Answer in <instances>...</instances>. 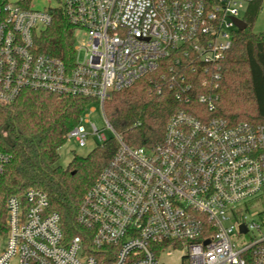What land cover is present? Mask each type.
Wrapping results in <instances>:
<instances>
[{
	"label": "built area",
	"instance_id": "built-area-1",
	"mask_svg": "<svg viewBox=\"0 0 264 264\" xmlns=\"http://www.w3.org/2000/svg\"><path fill=\"white\" fill-rule=\"evenodd\" d=\"M60 11L75 26L72 65L38 43ZM246 13L244 0H0V108L28 89L88 97L104 111L166 59L153 89L185 105L146 146L128 145L105 115L119 146L79 206L87 233L67 236L42 188L10 195L0 264H164L177 249L181 264H264V122L211 115L217 69ZM85 113L66 135L80 146ZM8 160L0 146V172Z\"/></svg>",
	"mask_w": 264,
	"mask_h": 264
},
{
	"label": "trees",
	"instance_id": "trees-1",
	"mask_svg": "<svg viewBox=\"0 0 264 264\" xmlns=\"http://www.w3.org/2000/svg\"><path fill=\"white\" fill-rule=\"evenodd\" d=\"M261 8L262 0L249 1L248 26L236 33L232 49L217 69L219 85L214 91L219 99L211 115L231 123L264 122V31L253 30ZM74 33L69 17L57 12L39 36L40 50L72 65ZM168 61L133 85L114 91L104 103L106 117L128 145L146 146L162 141L172 112L185 107L167 87L161 93L153 89L151 78L158 79L166 71ZM90 103V98L84 96L26 89L12 104L0 108V146L9 156L0 172V238H5L8 229V197L30 187L48 193L51 208L60 213L67 236L87 233L78 218L79 206L113 159L119 143L110 137L87 155L75 154L67 167L56 163L67 133L79 123Z\"/></svg>",
	"mask_w": 264,
	"mask_h": 264
},
{
	"label": "rangeland",
	"instance_id": "rangeland-1",
	"mask_svg": "<svg viewBox=\"0 0 264 264\" xmlns=\"http://www.w3.org/2000/svg\"><path fill=\"white\" fill-rule=\"evenodd\" d=\"M250 0H244L246 8H248ZM52 5L57 6L58 3L54 1ZM253 30L255 32L264 31V0H262V8L257 17L256 22L254 23ZM77 35L81 36L84 39L83 32L77 31ZM85 56V50L81 49L79 51L78 57L79 59H83ZM93 109V111H91ZM86 112V111H85ZM89 122H84L87 131L89 133L87 138V144L85 146H80V144L74 139H69L66 143L59 149L60 158L57 161V165L67 167L71 159L75 154L78 155H87L98 143L96 140V136L93 133V129L91 127V123H94L97 128L103 133L107 138L114 137L115 132L108 126L103 108L99 102H95L92 105H89L87 108L86 114L89 113ZM250 237V233L242 236V242H248ZM5 238H0V251H2L5 247ZM186 254L185 250L177 249L173 250L170 255H163L161 257V261L164 264H181L183 261V256Z\"/></svg>",
	"mask_w": 264,
	"mask_h": 264
},
{
	"label": "water",
	"instance_id": "water-1",
	"mask_svg": "<svg viewBox=\"0 0 264 264\" xmlns=\"http://www.w3.org/2000/svg\"><path fill=\"white\" fill-rule=\"evenodd\" d=\"M237 22H238V25H239L241 30L246 29L247 26H248V23L246 21H244V20H241V19L239 20L238 19Z\"/></svg>",
	"mask_w": 264,
	"mask_h": 264
},
{
	"label": "crops",
	"instance_id": "crops-1",
	"mask_svg": "<svg viewBox=\"0 0 264 264\" xmlns=\"http://www.w3.org/2000/svg\"><path fill=\"white\" fill-rule=\"evenodd\" d=\"M247 10H248V8H247Z\"/></svg>",
	"mask_w": 264,
	"mask_h": 264
}]
</instances>
